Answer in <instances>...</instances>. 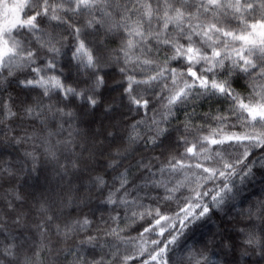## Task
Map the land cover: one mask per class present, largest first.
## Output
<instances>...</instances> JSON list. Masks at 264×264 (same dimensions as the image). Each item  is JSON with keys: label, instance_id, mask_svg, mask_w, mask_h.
<instances>
[{"label": "clouds", "instance_id": "clouds-1", "mask_svg": "<svg viewBox=\"0 0 264 264\" xmlns=\"http://www.w3.org/2000/svg\"><path fill=\"white\" fill-rule=\"evenodd\" d=\"M253 25L264 0H0V264H264Z\"/></svg>", "mask_w": 264, "mask_h": 264}, {"label": "snow or ice", "instance_id": "snow-or-ice-1", "mask_svg": "<svg viewBox=\"0 0 264 264\" xmlns=\"http://www.w3.org/2000/svg\"><path fill=\"white\" fill-rule=\"evenodd\" d=\"M220 2L222 3L223 0H220ZM214 3H215V0H214ZM6 14L7 13L5 12V15ZM252 27H253V32L256 34V36L261 38L262 40H264V25H253ZM238 38L243 39L246 42H249V41L254 42L251 34H246V35L238 37ZM191 51H192V49H189V52H191ZM217 87H219V86H217ZM248 110L250 112H253V113H255L257 111L255 106L248 108ZM189 151H191V149H189Z\"/></svg>", "mask_w": 264, "mask_h": 264}]
</instances>
